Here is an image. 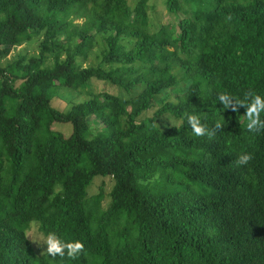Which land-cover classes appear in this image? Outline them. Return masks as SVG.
<instances>
[{
    "label": "trees",
    "instance_id": "obj_1",
    "mask_svg": "<svg viewBox=\"0 0 264 264\" xmlns=\"http://www.w3.org/2000/svg\"><path fill=\"white\" fill-rule=\"evenodd\" d=\"M162 2L172 25L149 0H0V264H264V130L218 99L264 97V0ZM62 87L86 98L58 110ZM185 113L222 127L197 137ZM98 175L104 207L86 196ZM31 226L84 252L51 258Z\"/></svg>",
    "mask_w": 264,
    "mask_h": 264
},
{
    "label": "rangeland",
    "instance_id": "obj_2",
    "mask_svg": "<svg viewBox=\"0 0 264 264\" xmlns=\"http://www.w3.org/2000/svg\"><path fill=\"white\" fill-rule=\"evenodd\" d=\"M162 0H149V4L152 5L153 8H151L148 12L151 18H153V23H157L158 25L160 24H169L172 25L174 21L176 20V17L172 15L171 13H168L162 4ZM76 21L80 22L81 19H77ZM151 30L155 28L154 24L150 26ZM36 40L32 39L26 43H24L21 46H17L13 48L9 55L6 56L5 59L1 61L3 64L7 60H11L12 58H15L17 53H21L25 56H31L35 55L37 53L36 49ZM98 51V46L93 48L92 54L90 57L87 59L85 64H93L95 63V58L94 55ZM91 89L94 91H99L101 89L107 90V91H115L114 86L105 83L103 84L100 81H92L91 84ZM169 94L171 92L169 91ZM167 93H162L160 96L164 97L166 96ZM86 98V95L81 94V95H76L74 92L69 90L68 88H59L58 93L53 96L50 100L51 106L58 110H67L72 103H76L78 101H81L82 99ZM171 99V95L168 97ZM155 107L147 110L146 112L143 113L144 116H150L153 113V110ZM178 123V120L172 118L169 115H163L160 118L157 119L156 124L159 129L164 130L166 129L169 125L171 124H176ZM54 128L58 129L61 131L64 135H67L70 132V124L69 123H55ZM112 185V180L108 176H94L91 180V183L87 186L86 188V196H93L97 192H101L103 195V198L101 199V206L104 207L106 203L108 202V192L110 190V187ZM28 236L31 240V243L34 248H36L38 251H45L46 250V245L44 244V236L39 235L35 232L33 226H31L28 231Z\"/></svg>",
    "mask_w": 264,
    "mask_h": 264
},
{
    "label": "clouds",
    "instance_id": "obj_3",
    "mask_svg": "<svg viewBox=\"0 0 264 264\" xmlns=\"http://www.w3.org/2000/svg\"><path fill=\"white\" fill-rule=\"evenodd\" d=\"M226 19L231 20V16L226 17ZM218 99L225 109H230L233 112H236L240 107L245 109L246 130L249 133L256 134L264 130V120L261 119V113L264 112V97L249 91L245 93L244 100L236 99L228 93L218 94ZM184 117L192 133L197 137L207 136L211 139L222 127L217 122L213 128H208L206 124L201 122V118L197 114L185 113ZM252 159L251 153H242L237 157L235 163L238 166H245ZM43 240L46 245L45 251L51 258L57 256L64 258L66 256L69 259H76L84 252V244L80 241L64 242L55 233H48Z\"/></svg>",
    "mask_w": 264,
    "mask_h": 264
}]
</instances>
